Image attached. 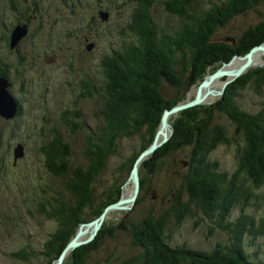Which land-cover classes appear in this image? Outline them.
<instances>
[{
  "label": "trees",
  "instance_id": "obj_1",
  "mask_svg": "<svg viewBox=\"0 0 264 264\" xmlns=\"http://www.w3.org/2000/svg\"><path fill=\"white\" fill-rule=\"evenodd\" d=\"M140 1L141 9L134 12L123 44L113 49L112 59L104 60L105 83L100 85L102 78L97 76L96 79L97 94L103 100L100 111L103 125L97 126L92 132L93 137L88 140L89 149L84 156L90 161L88 170L77 167L69 172L71 147L60 131L55 129L50 140L40 146L44 165L51 174L66 180L63 191L59 192L50 185L46 191L51 193L46 196V191L42 190L37 201V212L57 225L37 253L45 259L44 264H54L81 223L96 219L108 205L121 198L122 186L134 162L155 139L163 111L187 101L184 89L192 84L198 85V81L200 83L208 73L215 72L221 63L228 62L234 55L243 56L264 42V20L250 25L238 40L229 36L223 38V42L214 39L218 28L264 5V0H220L219 3L210 0V6L205 10L191 8L192 0H169L167 9L181 20L179 28L171 32L165 27H157L152 19V0ZM250 85L256 93L264 92V66L251 67L230 82L215 103L180 110L170 119L173 136L180 139L176 142L169 140L141 163L140 189L149 169H154V163L182 147L188 149V158L181 162L188 173L183 183L173 190L169 208L158 220L148 223L150 236L143 237L137 227L134 229L135 234L138 233L136 245L142 250L138 263L124 260L120 264H253L248 261L250 254L239 241L245 224L253 230L254 221L240 208L251 206L252 192L264 185V98L260 100L257 112L243 110L237 97ZM167 87L173 91L171 97L164 93ZM215 115L227 118L235 128L238 169L234 173H219V161L210 158L218 145L233 141L220 120L222 117L214 121ZM128 139L135 140L137 147L121 165L120 173L127 172L126 179H114L108 192L96 197L95 184L99 182L100 173L107 167L109 158L117 154L122 142ZM182 192L186 193L187 201L181 199ZM193 207L210 220L215 215L220 221L231 210L237 209L238 222L229 224L230 229L226 227L237 235L235 242L238 244L231 247L217 245L209 251L172 247L167 243L169 240L164 243L166 236L163 240L162 232L165 228L168 230L170 219L173 218L178 226L186 215L192 214ZM122 224L120 222L118 227L124 230ZM215 224L222 227L218 221ZM108 227L112 228L103 222L96 238L72 250L63 264H85L84 257L95 249L97 241L105 237L103 230L112 231ZM33 253L24 247L11 256L27 261Z\"/></svg>",
  "mask_w": 264,
  "mask_h": 264
},
{
  "label": "rangeland",
  "instance_id": "obj_2",
  "mask_svg": "<svg viewBox=\"0 0 264 264\" xmlns=\"http://www.w3.org/2000/svg\"><path fill=\"white\" fill-rule=\"evenodd\" d=\"M168 1L169 0L152 1L153 10L150 13L153 14L154 22L157 27H165L167 31L171 32L179 28L181 20L176 13L167 9L166 3ZM211 1L213 3L220 2V0ZM211 1L192 0L191 8L205 10L210 6ZM125 14L128 15V12ZM262 20H264V5L257 6L232 20L227 26L218 28L217 32L214 34V39L215 41L223 42V38L229 36V38L238 40L239 37H243L244 32L247 31L246 29L250 25L258 24ZM113 23L115 26L114 32L111 33V35H103L97 39L98 46L95 55L99 58V64L101 55H105L108 50H113L123 44L125 36H122L119 32L121 26H123V22L118 13H115ZM100 30H102L101 27ZM45 42L44 45L47 46V49L50 48V39H46ZM52 42H54V39ZM263 43L264 42H261L260 44ZM61 44L57 39L56 46L65 47L68 45L66 39H62ZM35 47H42V45L40 44ZM80 49L82 50L81 46ZM243 56L234 55L228 62L221 63L218 69L231 70L238 68L244 62ZM258 56H261L262 59L260 58L261 60L259 63L253 62L252 67L264 66V52H259ZM11 58L14 62V67L11 69V78L13 81L12 90L22 102L24 101L25 114L20 120H15L13 118L7 119L3 116L0 117L3 118L0 119V121H2L0 122V264H44L45 259H43L41 254L39 255L37 253L43 249L44 243L57 225L56 222L47 220L43 215L37 212V201L40 199L42 190L46 191V189H50V185L54 186L59 192L63 191L62 187L66 180L57 178L55 175L51 174L50 170L44 165V158L40 151V146L44 144L45 141L50 140V128L60 123V121L57 120L60 113L57 115L56 112H60L63 108H69V106H71L72 94H66L58 83L64 88L65 83L72 88V82L67 81L63 77H59L57 78L58 83L54 82L50 84L48 79L45 81L46 84L42 83L38 80L39 71L36 68H31L38 64L27 66L29 60L21 63L18 56L12 55ZM49 64L56 68L58 63L54 65L53 63ZM78 65H80V63ZM92 69L99 79L102 78L100 85L105 83L104 69L101 66H99L98 69L96 67ZM57 70L56 68L55 72H52L59 76L61 70L59 73ZM82 71H84V74L88 73L90 71L89 66L86 64L82 65ZM210 74L212 73H208L207 75ZM52 76L56 78L54 74ZM69 79L75 81L76 77L75 75L73 78L70 76ZM230 79L231 76L228 75L218 77L209 87V89L215 93L206 96L203 103L200 105H211L219 100L222 96L220 92L222 89L225 90L229 84L227 83L225 85V82ZM57 86H59L62 94H58V92L54 90V93L48 96L45 91L46 88L55 89ZM197 86L196 84H192L190 88L185 87L186 89H184V91L187 101L191 100V97L195 95ZM170 89L171 88L167 87L166 91L164 90L166 97H171L173 95V91ZM262 98H264V92L262 94L256 93L253 86L250 85V87L242 92L241 96L237 97V103L243 110L255 113L259 110V103ZM78 105L83 106V117L77 119L79 124L82 123L83 129L70 130L68 127L60 124V126H62L60 129L61 135L64 141L68 142L71 147V155L68 157L69 172H72L74 168L77 167L88 170L90 161L84 157L85 152L89 149L88 140H90V137H93L92 132L97 130V126L103 125L100 115L103 100L100 96H98L94 102L85 100L78 103ZM175 115L176 114L168 118V124L170 126L166 129V142H169V140L171 142H176L177 139H180L178 136H173L174 127L171 125L172 120L170 122V119ZM218 116L219 115L213 116V120L217 121L218 118L222 117L220 120L226 127L227 133L233 141L230 144L218 145L210 154V158L212 161H219V173H234L238 169V152L234 140H238V138L234 135L235 128L232 122L223 116ZM68 122L70 123L69 120ZM25 124L29 128L26 134H12V130L25 131L26 129L17 128ZM41 126L45 127L43 129L44 134L41 133ZM159 139H161V136ZM23 141L25 142L24 157L19 159L20 161L14 167L13 164H10L12 162V155L9 153V148L12 149L16 146V142ZM9 144L11 147L8 146ZM136 147L135 140H125L120 145L117 154L109 158L107 167L99 175V182L95 184L96 197L103 196L104 191L107 193L110 186L113 185L114 179L117 178L120 181L126 179L127 172L120 173L121 165L125 158L128 157ZM187 152L188 149H186V147L179 148L165 155L158 163H154L155 167L153 170L148 167L149 171L146 170L148 174L146 173L147 175L145 176V184H143L142 189H140L139 185V192L131 208L128 210L114 209L106 214L103 222H107L109 226L112 227H108L109 230L112 229V231L107 232L103 230L102 235L106 232L105 237H103L100 242L97 241L95 249L84 257L85 264H120L124 260L133 262L138 261V257L142 254V250L136 245V236L138 233L136 231L135 234L134 229L137 227V230L141 232L143 237L150 236V227L148 223L152 220H158L160 215L164 214L165 210L169 208V204L174 197L172 194L173 190L183 183V178L188 173L187 167L181 163L188 158ZM153 154L147 156L146 159ZM132 191L133 185L128 176V179L125 180L122 186L121 198H129ZM48 193L51 192L46 191L45 195L47 196ZM181 199L187 201L188 198L185 192H182ZM137 200L138 204H135ZM240 210H242L243 214L253 218L254 229L251 230L245 224L243 236L240 237V241L239 239L237 241H242V244H239H241V247L246 248L247 254H250L248 261L252 262L254 259L253 263L256 261L257 264H264V185L254 189L252 192L251 206H245L243 209L240 208ZM238 218V210L233 209L227 216L225 215L222 217L221 221L217 216L215 217V215L210 220L207 216L193 207L192 214L189 213L186 215L178 226H176L173 218L170 219V222H168V230L165 228L167 230L166 233L164 232L165 229L162 232V239L164 240L163 237L166 236L164 243L169 240L167 243L176 248L180 246L210 251L214 249L215 246L217 247V245H227L231 247L235 243L238 244V242H235L237 235L232 232L233 230L229 232L228 229H230V227H228V225L238 222ZM216 221L220 222L222 227H218L215 224ZM120 222L123 223L122 227L124 226L125 231L118 227ZM231 229H233V227H231ZM246 231L249 232L246 233ZM89 234L90 228L80 239L84 241ZM24 247H26L29 252H34L29 260L26 261L11 256L13 252H17Z\"/></svg>",
  "mask_w": 264,
  "mask_h": 264
},
{
  "label": "flooded vegetation",
  "instance_id": "obj_3",
  "mask_svg": "<svg viewBox=\"0 0 264 264\" xmlns=\"http://www.w3.org/2000/svg\"><path fill=\"white\" fill-rule=\"evenodd\" d=\"M139 2L141 1L0 0V77L7 78L8 90L19 103V112L13 119L20 120L25 114L24 101L22 102L12 90L11 69L14 67V62L11 56L15 55L16 57L18 56L21 63L29 60L27 66L38 64L31 68H36L39 71L38 80L42 83H45L47 79L50 84L54 82L58 83L57 78L59 77L72 82V88L66 83L65 88L58 83L66 94H72L71 106L63 108L60 112H56L57 115L60 113L57 119L60 123L57 126L51 127L49 134L51 135L55 129L60 131L62 127L60 124L68 127L70 130L83 129L82 123L79 124L77 122V119L83 117V106H79L78 103L85 100H96L98 96L97 75L92 68L96 67L98 69L101 66L104 69V60L112 59L111 53L114 51L108 50L105 55H101L99 64V58L95 55L98 46L97 39L100 36L111 35L114 32L113 17L115 13L121 16L123 22V26H121L119 32L122 36L126 37L134 12L141 9V3ZM151 5V9L153 10L152 2ZM127 12L128 15L125 14ZM151 15L154 20L153 14ZM100 27L102 30H100ZM14 33L17 36L16 42L12 41ZM46 39H50L51 41V47L48 49L44 45ZM53 39L54 42H52ZM57 39L60 44L62 39H66L68 45L65 47L56 46ZM40 44L42 47H35ZM49 63H53V65L58 63L56 66L57 72L59 73L61 70L59 76L54 73L56 68ZM79 63L80 65H78ZM84 64L88 65L90 69L86 74L82 71V65ZM53 74L56 78L52 76ZM74 75L76 80L71 81L69 78L70 76L73 78ZM59 86L55 89H49L48 87L45 91L48 96L54 93V90L58 94H62ZM17 128L26 130H12V134H26L29 130L26 124ZM40 128L42 129L41 133L44 134L43 129L45 127L41 126ZM8 146L10 147V144ZM253 264H257V262L254 261Z\"/></svg>",
  "mask_w": 264,
  "mask_h": 264
},
{
  "label": "water",
  "instance_id": "obj_4",
  "mask_svg": "<svg viewBox=\"0 0 264 264\" xmlns=\"http://www.w3.org/2000/svg\"><path fill=\"white\" fill-rule=\"evenodd\" d=\"M17 36L14 33L12 37V41L16 42ZM255 52H264V43L252 47L248 53L245 54L242 58H244V62L238 67L231 70H221L217 69L214 73L205 76L202 81L198 84L196 93L194 97L186 101L184 103H180L172 107L171 109H165L162 113L160 125L156 132L155 139L153 140L152 144L145 149L143 152L140 153V155L137 157L136 161L134 162L129 178L131 179V183L133 185V191L129 198H121L119 201L108 205L103 213L97 217L96 219L81 223L77 233L73 237V239L65 246L62 253L58 256L56 259L55 264H63V261L65 258L69 255V253L74 250L76 247L85 244L87 242H90L93 240L101 228L103 221L105 219L106 214L114 209H123L128 210L131 208L132 204L134 203L137 194L139 192V166L143 162L144 159H146L147 156L153 154L155 150L162 146L167 141V134L166 129L170 126L168 124V118L174 114H177L180 110H184L186 108H190L193 106H197L203 103L206 96L209 94H213L212 90L209 89L210 85L217 80L218 77L228 75L231 76V79L225 82V85L227 83H230L234 81L236 78L241 76L243 73H245L250 67L253 66L252 63V55ZM7 80L4 78H0V116L8 118H12L16 115L17 112V102L12 97V95L7 90ZM224 89L220 92L221 95H223ZM161 136V139H159ZM23 155V148L19 144L15 150H14V161L20 158ZM90 228V234L88 237L83 241L80 238L88 232V229Z\"/></svg>",
  "mask_w": 264,
  "mask_h": 264
},
{
  "label": "bare ground",
  "instance_id": "obj_5",
  "mask_svg": "<svg viewBox=\"0 0 264 264\" xmlns=\"http://www.w3.org/2000/svg\"><path fill=\"white\" fill-rule=\"evenodd\" d=\"M259 52H255L253 55H252V63H259L260 60L262 59L261 56H258ZM261 58V59H260ZM234 97V96H233ZM89 230V229H88Z\"/></svg>",
  "mask_w": 264,
  "mask_h": 264
}]
</instances>
